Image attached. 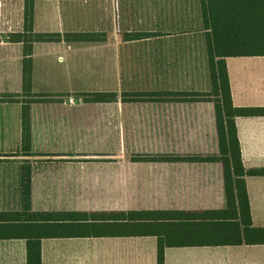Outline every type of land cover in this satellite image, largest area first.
Returning <instances> with one entry per match:
<instances>
[{
    "label": "crops",
    "instance_id": "0c3cea01",
    "mask_svg": "<svg viewBox=\"0 0 264 264\" xmlns=\"http://www.w3.org/2000/svg\"><path fill=\"white\" fill-rule=\"evenodd\" d=\"M65 1L69 0H36L35 31L65 32L62 26V7H60ZM88 1L106 2L111 11L119 12L125 1L129 3L133 0ZM112 24L116 25L112 30H118L115 19ZM23 28L24 0H0V65H2L0 70H3L0 71V76L5 75L4 77L10 80L15 75L21 81L20 91L0 89V93L22 91L23 44L22 42L7 41L5 35L23 31ZM74 31L100 30L76 29ZM113 31H108L105 40L93 43L35 42L33 47V92L50 94L48 98H60L64 96L63 94L78 91L75 89L76 86L81 88L83 84L85 87L89 74L97 71L89 67V58L97 56L99 51L106 55L110 49L112 51L111 67L104 69L102 73L111 74L114 78L118 77L121 60L116 56L119 55V47L115 44ZM134 31L152 32L144 29L126 30L123 36L124 40L130 43H140L149 51H159V55L150 56L148 52L149 55L143 58L144 64L151 65L148 70L143 71L144 77L150 78L151 75L158 73L160 79H167V75L172 73L169 72V64L175 61V64L181 63L182 68L178 67L176 73L169 76L173 81L187 82L186 78L193 75H203L205 78L207 75V80L209 79L206 52V64L202 66V72L199 65L196 68H184L182 50L189 43L192 46V36L187 38L181 34H166L159 31L142 39L127 40L126 33ZM91 45L94 48H91ZM178 47L181 50L180 62H178L177 55L175 59L171 56L172 59L169 61L168 52L173 49L177 50ZM195 47L198 48V46ZM202 49H206V46L202 45ZM59 58H62L63 61L58 60ZM198 61L201 63L202 60L198 59ZM226 62L233 104L239 107H264V56H233L227 57ZM41 75L49 81L52 79L68 81V85L64 88L53 86L51 89L38 91L36 89L37 80ZM113 77L112 79H114ZM81 91L79 92L82 93ZM81 101L79 96L76 98L75 104H68L64 100L32 103L31 124L34 153L32 156H23L20 152L22 104L19 102L0 103V159L7 157L19 164L16 174L18 193L20 192V167L23 160H30L32 204H38L37 194L47 193V197H45L47 199H43V202L47 204H112L99 210L80 207L51 210L183 209L202 211L226 207L222 164L218 161H189L186 159V157L196 155L217 154L218 137L214 105L194 104L193 102L192 104H183L184 101H176L178 103L145 106L147 123L154 122L155 125H159L160 138L164 139L162 143H171L170 145L180 143L192 146L194 143L199 144L200 141L202 144L203 142L209 143L211 139V148L209 150L202 145L200 152H173L167 149L159 154L124 155L123 157H127V161L125 160L126 163L121 164L122 159L118 158L119 154H88L82 150L81 142L72 140L74 136H79V139L83 140L86 133L84 124L88 120L87 106L80 103ZM18 104L20 108L17 107ZM189 113L192 115L191 119L187 116ZM169 114L172 115L174 122L176 118L180 122V117L183 120L191 121L190 128L194 127L195 131L172 133ZM183 123L185 122L183 121ZM236 124L245 168H264V115L237 116ZM245 179L253 224L264 227V175L247 174ZM116 204L131 205L120 208ZM101 237H129L133 238V242H131L132 246L129 247V251H125L120 245L121 242H118L112 245L111 253L109 251L101 252L103 256L97 254L96 259L88 258L85 253L81 254L80 249H76L72 254L75 259H77L76 257L80 258V264H157V237L154 235ZM152 237L156 238V245H154L155 241ZM47 239H53L49 243H52L50 246H54L57 242L56 239L61 238ZM45 241L47 240H43L42 249L43 264H45ZM64 245L68 244L64 243ZM260 245L264 244L167 247L166 264H171L173 258H175L176 264H264V248ZM105 246L107 245L103 244V247ZM52 251L51 264H56L59 255L56 250L52 249ZM1 253L0 264H26V241L24 239H0ZM65 254L66 252L63 255ZM76 262L77 260H75Z\"/></svg>",
    "mask_w": 264,
    "mask_h": 264
},
{
    "label": "trees",
    "instance_id": "16d2710c",
    "mask_svg": "<svg viewBox=\"0 0 264 264\" xmlns=\"http://www.w3.org/2000/svg\"><path fill=\"white\" fill-rule=\"evenodd\" d=\"M35 1L24 0V28L5 35L23 44L22 91L0 93L1 102L22 104L20 152L32 156V103L48 101L49 95L33 92L35 42H97L99 31H35ZM202 30L211 81L210 91L162 90L124 92L127 101H209L214 105L218 152L186 157L189 161H218L223 166L226 207L211 210L131 209L120 211L36 210L32 204V166L20 167L19 206L0 210V239H24L26 264H43V240L62 237L154 235L157 264H166L167 247L264 244V227L255 226L246 175H264V168L246 169L236 124L237 116L264 115V107L233 104L227 57L264 56V0H200ZM153 32L126 33L127 40L142 39ZM85 102H111L117 92L83 94ZM128 97V98H126ZM131 97V98H130ZM17 155V154H14Z\"/></svg>",
    "mask_w": 264,
    "mask_h": 264
},
{
    "label": "rangeland",
    "instance_id": "374dc122",
    "mask_svg": "<svg viewBox=\"0 0 264 264\" xmlns=\"http://www.w3.org/2000/svg\"><path fill=\"white\" fill-rule=\"evenodd\" d=\"M60 7H62L61 17L64 31H74L76 29L100 30L99 32H104L107 36L108 31L112 32L113 27H116V25L112 24L114 19L118 27V30L113 31L115 44L119 47V55L116 56L121 60L119 64L120 74L118 77L116 76L114 78L111 74L102 73L104 69L111 67V49L107 51L106 55H104L102 51H99L97 56L89 58V67L97 71L93 74H89V79L85 82V87L82 84L81 88L76 86L75 89L78 91L63 94L64 96L60 98H49V100H64L68 104H75L76 98L80 96L82 99L80 103L87 106L88 120L84 124L86 133L83 136V140H80L79 136L72 137V140L82 143L83 146H81L83 151L88 152V154H119L120 157L118 158L122 159L120 163L125 164L127 157L124 158V155H136L142 153L159 154L165 152L167 149L173 152H200L202 151V145L204 148L210 150L211 139L209 140V143L203 142L202 144L200 141L198 142L199 144L194 143L192 146L190 144L181 145L179 143L178 145H170L171 143H162L164 139L160 138L159 125H155L154 122H149L152 125L147 123V113L144 112V108H146L145 106L166 103L175 104L178 102L158 99L148 101H127L131 99L125 100V95H123L124 92H133L135 90L156 91L168 89L197 90L201 92L210 91L211 81L210 77L207 80V75L206 78L203 75L189 76L186 78L187 82L173 81L169 76H172L171 74L174 72L176 73L178 67L182 68V64H175V61H173L172 64H169V72L171 71L172 73L167 75V79H160L158 73H155L157 75H151L150 78L144 77L143 71L148 70V67L151 65H148L147 63L144 64L143 58L148 56L149 53L150 56L159 55V51L155 52L149 51V49L146 50L144 46L140 45V43H130L123 38L126 30L140 29L151 30L152 32L162 31L166 34H181L187 36V38L192 36V46H190L189 43L182 50L184 68L191 69L196 68L199 65L202 72V66H205L206 64V49L201 50V46H206V44L205 33L202 30L200 0H133L129 3L125 1L124 6L120 7L119 12L111 11L106 5V2L88 0H69L63 2ZM199 36H201V38H199ZM195 46H198V48ZM91 48H94V46ZM167 55L169 61L172 59L171 56H173L174 59L178 56V62H180L181 50L178 47L177 50L173 49V51H169ZM198 59L200 61L202 60L201 63H199ZM58 60L63 61L62 58H59ZM205 72H207L206 69ZM4 76L5 75L0 76V89H10L12 91L21 90V81L18 80L17 76L13 75L10 80ZM112 77L114 79H112ZM54 80L55 79L49 81L44 79L41 75L39 80H37L36 89L38 91H44V89H51L53 86L64 88L68 85V81L59 79ZM80 90H82V93L79 92ZM95 91L117 92V99L111 102H85V96L83 94ZM192 102L194 104L213 105V103L209 101H184L183 104H192ZM179 104L182 103L179 102ZM17 107L20 108V105L18 104ZM187 116L191 119L192 115L189 113ZM169 117L172 133L177 132L180 134L181 132L190 133L195 131L194 127L190 128L191 121L183 120L180 117L181 123L178 121V118H176L174 122L171 114H169ZM183 121L185 123H183ZM18 166V163L7 157L6 159H0V210L16 209L19 206V193L17 191L16 181ZM37 196L39 202L38 204H33V207L36 210L65 209L68 207L99 210L112 205L47 204L43 202V199L47 197V193L40 195L37 194ZM116 205L122 208L129 207L131 204ZM132 239L133 238L129 237L61 238L56 239L57 242L54 246H50L52 243H49V241H52L53 239H46L47 241H45L44 245L45 264H51L52 249L56 250L59 255L55 262L56 264H80V258L76 257L77 259H75V256L72 254L76 249H80L81 254L85 253V256L88 258L96 259L97 254L101 257L103 256L101 252L106 253L109 251L111 253L113 251L112 245L118 242H121L120 245L123 246L125 251H129V247L131 248L132 246ZM152 239H154V245H156V238L152 237ZM64 243L68 245L65 246ZM103 244L107 246L103 247ZM260 246L264 248V245ZM74 247L75 250H73ZM147 249L148 248H146V251L149 253V250ZM64 252H66L65 255H63ZM0 256H2V253ZM0 259L2 258L0 257ZM75 260H77L76 263ZM171 264H176L175 258H173Z\"/></svg>",
    "mask_w": 264,
    "mask_h": 264
}]
</instances>
